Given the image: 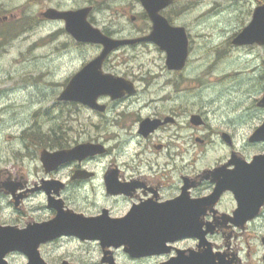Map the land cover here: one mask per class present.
Here are the masks:
<instances>
[{
  "label": "flooded vegetation",
  "instance_id": "flooded-vegetation-1",
  "mask_svg": "<svg viewBox=\"0 0 264 264\" xmlns=\"http://www.w3.org/2000/svg\"><path fill=\"white\" fill-rule=\"evenodd\" d=\"M182 1L173 0L160 12L170 26L184 27L178 22ZM234 1L252 6L250 17L264 5V0ZM42 14V21L59 23L68 43L81 50L63 21L46 20ZM140 19L148 34L151 23L144 10ZM116 51L107 56L102 72L123 79L129 93L117 99L98 96L103 110L81 105L88 115L77 121L76 131L69 126V113L59 111L49 117L46 131L30 121L7 137L20 142L17 155L32 162L33 169L0 166V227L32 229L40 264H85V254L95 255L91 264H207L215 257L217 264H264V201L229 181L236 165H249L253 156L264 154V142L251 143L248 136L246 144L258 151L246 157L226 131L229 119L213 124L203 112L183 115V70L168 69L163 51L165 75L152 80L118 73ZM60 94L56 100L67 105L58 100ZM82 145L102 152L46 165L41 160L43 152ZM208 147L225 153L202 164L191 158L192 149ZM15 255L28 264L20 252L6 255L7 264Z\"/></svg>",
  "mask_w": 264,
  "mask_h": 264
},
{
  "label": "rangeland",
  "instance_id": "rangeland-1",
  "mask_svg": "<svg viewBox=\"0 0 264 264\" xmlns=\"http://www.w3.org/2000/svg\"><path fill=\"white\" fill-rule=\"evenodd\" d=\"M182 2L178 22L189 34L188 59L181 74L182 113L203 112L213 124L222 117L229 119L226 131L233 135L237 150L250 156L258 147L248 146L246 139L264 118V109L256 106L264 96V49L236 47L231 41L249 22L252 6L234 0ZM87 6L92 7L88 17L91 25L112 38L147 34L138 0H0V21L9 18L0 24V33L9 32L11 26L17 30L14 35H0V166L14 163L33 169L32 162L17 155L20 142L7 138L30 121L46 131L49 117L64 111L69 113V126L76 131L77 121L87 117L81 105L59 104L56 96L101 48L82 44L81 50L77 49L68 43L59 23L42 21L39 15L47 8L76 10ZM113 57H119L115 62L123 75L132 73L146 80L165 75L161 67L164 55L151 45L121 47ZM8 90L14 93L10 95ZM195 152L191 150V158L202 164L221 158L225 150L208 147ZM84 256L81 263L96 261L95 255ZM10 262L26 264L20 255L11 257Z\"/></svg>",
  "mask_w": 264,
  "mask_h": 264
},
{
  "label": "water",
  "instance_id": "water-1",
  "mask_svg": "<svg viewBox=\"0 0 264 264\" xmlns=\"http://www.w3.org/2000/svg\"><path fill=\"white\" fill-rule=\"evenodd\" d=\"M172 1L139 0L151 23V30L147 35L134 39H115L92 26L88 21V16L92 11L90 6L63 11L47 9L42 17L52 21H63L65 31L75 41L101 47V52L70 78L58 100L79 103L93 110H103V107L96 103L98 96L107 95L112 99H117L129 93V85L123 79L102 72V65L107 56L125 46L152 43L160 51L165 52L168 69L182 70L188 57L186 31L183 27L170 26L160 14ZM231 43L237 47L254 44L264 46V5L254 10L250 23L232 39ZM257 106L264 108V96L257 102ZM194 120L198 122V117L194 116ZM225 141L228 142V138ZM249 142H264V122L253 132ZM101 152L102 149L97 150L95 146L82 145L55 154L43 152L41 160L46 165L52 160L71 161L81 159V154L83 157H88ZM229 178L230 182L241 183L244 186L241 191L246 192V195L264 201V155L254 156L249 165H236V171L230 173ZM83 232L84 230H81V233ZM32 235V229L20 231L11 227H0V264H7L5 256L13 252L25 254L28 264H40L41 261L37 258L35 251L38 244L34 243ZM212 262L217 264L216 257L213 261L208 259L207 264H212Z\"/></svg>",
  "mask_w": 264,
  "mask_h": 264
},
{
  "label": "trees",
  "instance_id": "trees-1",
  "mask_svg": "<svg viewBox=\"0 0 264 264\" xmlns=\"http://www.w3.org/2000/svg\"><path fill=\"white\" fill-rule=\"evenodd\" d=\"M13 28H14V27L11 26V29H10L9 32H7V31H6V32H1L0 35H5V36H6V35H8V34H10V33H12V34H13V33L16 34V33H17V30H16V29H13ZM22 29H23V28H22Z\"/></svg>",
  "mask_w": 264,
  "mask_h": 264
},
{
  "label": "bare ground",
  "instance_id": "bare-ground-1",
  "mask_svg": "<svg viewBox=\"0 0 264 264\" xmlns=\"http://www.w3.org/2000/svg\"><path fill=\"white\" fill-rule=\"evenodd\" d=\"M40 15V14H39ZM35 24V23H34ZM191 30V29H190Z\"/></svg>",
  "mask_w": 264,
  "mask_h": 264
}]
</instances>
